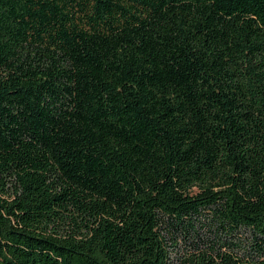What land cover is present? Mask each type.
I'll return each instance as SVG.
<instances>
[{
	"label": "trees",
	"instance_id": "trees-1",
	"mask_svg": "<svg viewBox=\"0 0 264 264\" xmlns=\"http://www.w3.org/2000/svg\"><path fill=\"white\" fill-rule=\"evenodd\" d=\"M0 264H264V0H0Z\"/></svg>",
	"mask_w": 264,
	"mask_h": 264
}]
</instances>
